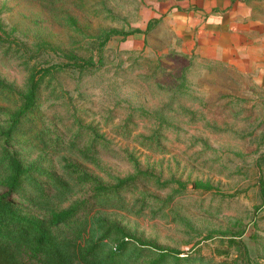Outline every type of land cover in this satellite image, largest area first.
I'll use <instances>...</instances> for the list:
<instances>
[{"label": "rangeland", "instance_id": "obj_1", "mask_svg": "<svg viewBox=\"0 0 264 264\" xmlns=\"http://www.w3.org/2000/svg\"><path fill=\"white\" fill-rule=\"evenodd\" d=\"M88 2L87 10L91 4L94 10L82 21L71 6L0 0V34L34 49L38 38L71 43L64 23L68 17L77 18L86 34L101 28L141 31L114 36L101 54L94 50L100 69L94 75L61 74L57 86L63 87L57 92L63 89L65 94L53 111H76L109 132L104 123L108 112L120 122L135 110L136 136L162 130L164 151L136 147L141 169L150 174L143 179L165 202L174 191H184L179 181L189 186L173 196L166 216L120 213L134 242L157 251L189 253L193 245L185 242L192 235L198 241L196 256L222 261L228 252L230 261L247 264L240 249L230 244L231 233L242 232L235 240L248 246L251 264H264V0L252 2V17H245L244 5L238 4L227 31L187 24V16L198 18L202 6L213 7L218 0ZM18 66L4 58L0 73L16 89L26 90L25 71ZM123 142L116 138L122 146L135 147ZM103 161L123 176L133 172L121 158L105 155ZM197 182L203 184L195 186Z\"/></svg>", "mask_w": 264, "mask_h": 264}, {"label": "trees", "instance_id": "obj_2", "mask_svg": "<svg viewBox=\"0 0 264 264\" xmlns=\"http://www.w3.org/2000/svg\"><path fill=\"white\" fill-rule=\"evenodd\" d=\"M44 1L54 7H73L82 21L94 10L92 4L87 10L88 0ZM75 20L65 19L71 35L66 45L38 38L34 49L28 42L22 48L21 39L8 40L11 35L5 39L0 34V61L17 62L25 71L27 85L26 90H18L0 73V101L5 102L0 103V264H243L239 259L230 261L228 252L226 256L219 252L228 258L222 261L196 256L198 241L192 235L185 242L193 245L189 253L157 251L134 242L120 213L139 218L166 216L173 196H181L189 184L179 181L184 191H174L167 202L149 191L150 182L143 177L150 174L141 169L136 147L164 151L165 135L161 129H151L136 136L135 110L120 122L108 112L104 123L109 132L87 123L76 111L53 112L65 94L63 89L57 92L63 87L57 86L61 74L94 75L100 71L94 50L101 54L114 36L141 32L101 28L86 34ZM87 37L94 38L92 43L84 42ZM117 137L135 147L116 143ZM105 155L128 162L133 172L123 176L104 164ZM240 234L231 233L230 244L251 264L250 249L235 240Z\"/></svg>", "mask_w": 264, "mask_h": 264}, {"label": "crops", "instance_id": "obj_3", "mask_svg": "<svg viewBox=\"0 0 264 264\" xmlns=\"http://www.w3.org/2000/svg\"><path fill=\"white\" fill-rule=\"evenodd\" d=\"M253 1L254 0H218V3L213 6L216 10H212V5L209 8L206 5L202 6V10L199 11L202 12V14H196L199 15L198 18H195L193 14L187 16V24L189 25V23L194 22L193 26L195 29L197 28L200 30L209 27L210 30L213 31L217 29L227 31L229 29V24L234 20L233 14L238 8V4L244 5L245 17L253 16V9L255 8L252 3ZM261 5V9L264 10V4L262 3Z\"/></svg>", "mask_w": 264, "mask_h": 264}]
</instances>
